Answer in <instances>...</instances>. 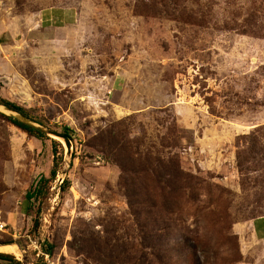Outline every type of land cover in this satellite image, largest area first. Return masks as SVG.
<instances>
[{
  "label": "rangeland",
  "instance_id": "obj_1",
  "mask_svg": "<svg viewBox=\"0 0 264 264\" xmlns=\"http://www.w3.org/2000/svg\"><path fill=\"white\" fill-rule=\"evenodd\" d=\"M0 97L73 132L67 155L0 114V243L43 239L60 264H264L247 227L264 218V0H0ZM53 141L60 173L29 202Z\"/></svg>",
  "mask_w": 264,
  "mask_h": 264
},
{
  "label": "trees",
  "instance_id": "obj_2",
  "mask_svg": "<svg viewBox=\"0 0 264 264\" xmlns=\"http://www.w3.org/2000/svg\"><path fill=\"white\" fill-rule=\"evenodd\" d=\"M0 103L21 113L22 115H24L25 117H28L32 120H35L39 123H41L42 125L44 126H49L47 125V123H43L42 121L38 120V119H34V117L29 113V111H27L26 109H23L22 107L20 106H17L11 102H8L4 99H2L0 97ZM1 116V115H0ZM4 117V116H2ZM6 118V117H4ZM9 122H11L14 126L18 127L19 129H21L22 131H24L25 133H27L28 135L30 136H33V137H36V138H48L47 136L41 134V133H38L36 131H34L33 129L31 128H28L27 126L25 125H22L21 123L13 120V119H10V118H6ZM62 134L65 135L69 141L71 142V144H73V132L65 127L64 129H62ZM264 131V128L262 129H259L258 131H256V134L254 135H251V138H254L256 136H258L259 134H261L262 132ZM264 134H262L263 136ZM108 140H109V144L110 145H115V141H114V137L113 136H108ZM256 148L258 149V152H262L264 151V147H260L258 144L256 146ZM60 152H62V145L60 143H58L57 141H53V153H54V163H53V169L51 171V174H50V178H45V177H42L36 187L32 188L26 195V199L31 202L32 200L36 201V202H39V203H45L47 202V200L49 199V196H50V193H51V190H52V184L54 182H56L57 178H58V175L60 173V170H61V166H62V163H63V157L62 155H60ZM172 176V175H171ZM175 179V178H174ZM65 191V189H63ZM41 208H39L38 210V214L41 213ZM40 215V214H39ZM37 222L35 223V227H37ZM51 246L48 248V252L51 254ZM1 262H5L6 264H25V263H21L19 262L18 260H16L15 258L11 257V256H6V255H0V263Z\"/></svg>",
  "mask_w": 264,
  "mask_h": 264
},
{
  "label": "water",
  "instance_id": "obj_3",
  "mask_svg": "<svg viewBox=\"0 0 264 264\" xmlns=\"http://www.w3.org/2000/svg\"><path fill=\"white\" fill-rule=\"evenodd\" d=\"M0 114L5 115L6 117L13 119L22 125L27 126L28 128L33 129L34 131L41 133L45 136L54 137L56 139H59L62 141V143L65 145V147L68 150L67 155H69L70 149H71V142L69 139L63 135L62 133L58 131H54L52 129L46 128L40 124H37L36 122L32 121L31 119L25 117L21 113L3 105L0 103ZM65 176L66 173H63L60 182L62 183L60 185V190L63 189V183L65 182ZM0 255H6L11 256L18 260L21 263H25V253L22 249L21 245L18 242H11V243H0Z\"/></svg>",
  "mask_w": 264,
  "mask_h": 264
},
{
  "label": "built area",
  "instance_id": "obj_4",
  "mask_svg": "<svg viewBox=\"0 0 264 264\" xmlns=\"http://www.w3.org/2000/svg\"><path fill=\"white\" fill-rule=\"evenodd\" d=\"M9 225L0 222V232L8 233ZM15 237H17L15 235ZM22 249L25 253V264H60L59 261L53 259L48 252V247L45 245V240H33L32 237L25 235L22 238Z\"/></svg>",
  "mask_w": 264,
  "mask_h": 264
},
{
  "label": "crops",
  "instance_id": "obj_5",
  "mask_svg": "<svg viewBox=\"0 0 264 264\" xmlns=\"http://www.w3.org/2000/svg\"><path fill=\"white\" fill-rule=\"evenodd\" d=\"M248 230L256 239L264 240V218H258L248 223Z\"/></svg>",
  "mask_w": 264,
  "mask_h": 264
}]
</instances>
